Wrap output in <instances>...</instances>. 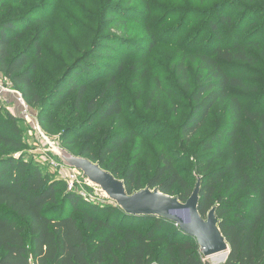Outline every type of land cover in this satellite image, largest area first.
Instances as JSON below:
<instances>
[{
  "label": "rangeland",
  "instance_id": "rangeland-1",
  "mask_svg": "<svg viewBox=\"0 0 264 264\" xmlns=\"http://www.w3.org/2000/svg\"><path fill=\"white\" fill-rule=\"evenodd\" d=\"M15 17L23 18L24 29L12 43L13 53L30 47L35 38L42 41L45 59L39 64L36 83L43 95L52 91L78 59L97 63L81 111L73 107L75 93L62 106H50L57 120L52 128L41 125L38 111L28 112L16 94L0 100L4 109L26 122L25 160L39 165L52 180L63 182L67 190L71 178L58 166L53 146H61L62 138L65 143L72 142L64 149L79 156L87 148L98 161L101 149L122 132L136 137L107 158L106 170L118 172L122 181L132 174L133 192L145 190L165 153L176 158L180 174L193 190L196 175L204 168L200 143L207 138L220 139L232 129L231 99L240 104L242 125L233 147H228L230 139L224 140L220 165L228 161L233 149L238 162L253 165L246 127L257 134V118L264 114V0H2L0 22ZM214 26L220 37L213 32ZM219 47L231 52L241 47L246 52L249 61H218L243 87H231L230 97L215 105L203 129L187 142L180 128L193 109L192 93L203 69L201 58L215 59ZM100 51L110 55L102 58ZM181 64L189 74L191 91L182 84ZM115 94L120 96L122 113L107 121H92L87 103L97 96L101 103ZM73 180V192L90 202L107 203L99 201L82 174ZM179 192L176 186L175 196ZM65 206L79 217L67 203ZM150 224L145 221L141 228ZM209 263L214 264L212 259Z\"/></svg>",
  "mask_w": 264,
  "mask_h": 264
},
{
  "label": "trees",
  "instance_id": "trees-1",
  "mask_svg": "<svg viewBox=\"0 0 264 264\" xmlns=\"http://www.w3.org/2000/svg\"><path fill=\"white\" fill-rule=\"evenodd\" d=\"M23 29L20 17L0 22V73L13 90L19 91L27 106L38 111L39 123L52 128L57 120L50 106H62L75 93L73 107L81 111L97 63L78 59L55 82L52 91L43 95L36 83L39 64L45 59L42 41L35 38L30 47L13 53L12 43ZM213 32L218 35L215 26ZM98 55L107 58L110 54L100 51ZM214 55L215 59L201 58L203 69L192 93L193 109L180 128V135L187 142L203 129L215 105L230 97L231 87H243V82L226 74L218 61H249L246 52L241 47L235 52L219 47ZM179 71L183 86L191 91L183 64ZM100 98L87 103L92 121H107L122 113L119 94L101 103ZM230 105L232 129L220 139L207 138L199 145L204 163L196 175V180L201 178L202 182L199 212L207 218L216 208L219 228L231 248L225 264H264V166H260L264 162V114L257 118V134L246 127L253 165L238 162L234 149L228 161L220 165L225 154L224 140L230 139L228 147H233L242 125L240 104L231 99ZM25 123L4 109L0 101V264H29L30 260L35 264H210L201 255L197 241L173 223L127 215L110 201H87L64 188L63 182L52 180L39 165L25 160ZM135 137L132 132L113 135L110 145L99 152L98 161L87 148L79 156L104 168L107 158ZM61 142L64 148L72 143H65L62 138ZM18 153L21 154L17 156ZM107 171L118 178V172ZM132 181L133 175H126L124 184L130 195L134 193ZM176 186L180 188L178 196L174 194ZM148 188L178 197L181 202H186L194 190L180 174L176 158L165 153L160 155V165ZM245 191L247 196H238ZM65 203L79 217L69 213ZM145 221L151 224L141 228Z\"/></svg>",
  "mask_w": 264,
  "mask_h": 264
},
{
  "label": "water",
  "instance_id": "water-1",
  "mask_svg": "<svg viewBox=\"0 0 264 264\" xmlns=\"http://www.w3.org/2000/svg\"><path fill=\"white\" fill-rule=\"evenodd\" d=\"M53 154L57 160L69 169L82 174L88 187L94 189L101 201H110L125 214L137 217L160 218L173 223L181 232L195 239L205 260L230 254V245L223 236L220 221L213 208L207 218L199 212L201 178L186 202L178 197L161 193L149 188L129 194L124 181L94 163L88 158L76 156L62 146L54 145Z\"/></svg>",
  "mask_w": 264,
  "mask_h": 264
},
{
  "label": "built area",
  "instance_id": "built-area-1",
  "mask_svg": "<svg viewBox=\"0 0 264 264\" xmlns=\"http://www.w3.org/2000/svg\"><path fill=\"white\" fill-rule=\"evenodd\" d=\"M11 94H16V99L17 101L22 105L27 107V104L24 102L22 95L19 92H16L15 90H13L12 86L10 85V83H6L2 77V74L0 73V100H4L6 98H8L9 95ZM29 118V115H28ZM26 118V119H28ZM58 162V166L62 169V173L63 171L68 172L69 173V177L71 178V181L68 182V191H74L75 190V186H74V180L75 177L77 178V176H80L79 172L73 169H69L67 167H65L63 164H61L59 161ZM67 176V175H66ZM101 201V200H99ZM103 202V201H102ZM29 264H35L32 260H30Z\"/></svg>",
  "mask_w": 264,
  "mask_h": 264
},
{
  "label": "bare ground",
  "instance_id": "bare-ground-1",
  "mask_svg": "<svg viewBox=\"0 0 264 264\" xmlns=\"http://www.w3.org/2000/svg\"><path fill=\"white\" fill-rule=\"evenodd\" d=\"M226 260V255H220L212 259L214 264H221Z\"/></svg>",
  "mask_w": 264,
  "mask_h": 264
},
{
  "label": "crops",
  "instance_id": "crops-1",
  "mask_svg": "<svg viewBox=\"0 0 264 264\" xmlns=\"http://www.w3.org/2000/svg\"><path fill=\"white\" fill-rule=\"evenodd\" d=\"M10 96H11V95H9L8 97H10ZM27 107H28V106H27ZM27 109H28V112H31V110H33V109H32V108H30V107H28ZM31 113H32V112H31ZM18 117H20V118H21L22 116H18Z\"/></svg>",
  "mask_w": 264,
  "mask_h": 264
}]
</instances>
